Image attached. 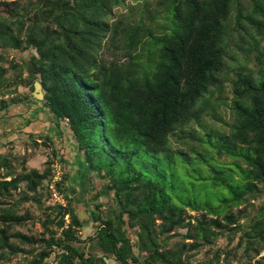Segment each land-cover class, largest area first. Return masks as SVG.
<instances>
[{"label": "trees", "instance_id": "trees-1", "mask_svg": "<svg viewBox=\"0 0 264 264\" xmlns=\"http://www.w3.org/2000/svg\"><path fill=\"white\" fill-rule=\"evenodd\" d=\"M125 5L128 13L116 11ZM262 41L264 0L0 1V91L38 81L43 106L58 127L65 124L114 203L94 205V231L83 239L63 165L54 178L56 149L41 170L22 163L18 172L0 151V262L24 253L27 264H46L52 254L57 264H189L218 236L237 233L245 254L259 255L264 201L250 200L264 192ZM7 50L34 53L19 63ZM226 80L228 131L215 126L227 104ZM26 98L0 99V109ZM175 163L203 165L195 179L221 189L218 203L198 202L195 194L183 199ZM23 202L39 210L40 236L15 229L31 219ZM179 228L182 239L168 246ZM212 256L198 264H219Z\"/></svg>", "mask_w": 264, "mask_h": 264}, {"label": "rangeland", "instance_id": "rangeland-1", "mask_svg": "<svg viewBox=\"0 0 264 264\" xmlns=\"http://www.w3.org/2000/svg\"><path fill=\"white\" fill-rule=\"evenodd\" d=\"M0 1H11V0H0ZM151 2L152 4L156 0H147ZM135 4V2L128 1L127 4ZM138 8L134 9V15L137 16ZM118 12H126L127 11V5L120 6L117 8ZM260 47L264 48V41L261 42ZM5 54L8 56L9 59H12L16 62L22 63V61H26L29 56L34 53L33 50H26L24 52L16 51V50H7L4 51ZM7 65V63H4ZM9 73H12V70H9ZM23 76L27 75L26 69L22 71ZM232 77V74H229V80ZM225 84H228L225 86V92L227 99V104L221 105L218 108V113L220 114L219 121L215 122L216 128H219L220 130L228 131V125L226 123H230L232 121V112L229 107L230 99L229 97L231 94H229V81L226 80ZM14 89L12 92H2L0 91V99H10L14 96H28L26 100H29L31 95V87L29 85H26L24 83H18L16 86H11L9 88ZM25 104V107L27 106H41V102H37L35 98L32 96L30 101L27 103L26 101L22 102ZM23 104H9L6 108L0 109V127L7 126L8 123L13 122V120H6L8 117H15V115H22L21 112H23ZM7 113V114H6ZM207 120H209L208 116H205ZM6 118V119H5ZM43 125L46 124L45 121H43ZM54 130L55 134L58 137V141L54 142L53 144L49 141L46 142L47 146L43 144V138L42 137H26L24 135L20 137H13L12 135L7 136L9 139L6 140V142L0 144V151L5 154H7L10 158L11 164L13 166V169L15 172H18L20 170L21 164L24 163V165L27 168H37L41 170L44 167V162L48 158V156L51 154V149L55 148L57 151V158L54 161L53 164V170H54V178H59L60 172H61V166L63 165L65 169L68 170L72 169L68 165H65V163H69L71 159H73V149L75 142L71 138V134L69 130L65 127V124L63 122L60 123L59 128L55 129V127L52 128ZM42 139V140H40ZM223 158V157H221ZM57 159H62L63 162H60ZM76 159V158H74ZM78 164V162H77ZM197 165L195 167H188L185 168L181 163H175L174 171L176 174V191L182 195L183 199H186L189 195L195 194L196 200L198 202L206 201L209 199L212 203H218V196H220L221 189H217L212 187V184L210 182L207 183V185L204 186L203 180H196L195 177L199 174H203V165H199V163H196ZM173 167V166H172ZM69 168V169H68ZM166 172H168V165L166 164L165 167L163 166ZM73 170V169H72ZM3 169L0 168V173H3ZM71 171V170H69ZM73 172V171H72ZM71 172V174H72ZM205 172H207L205 170ZM69 175V174H68ZM94 185L96 189H100V183L98 179L92 174ZM70 177V176H69ZM168 178V176H167ZM67 182V181H66ZM65 182V183H66ZM64 183V184H65ZM64 186V185H63ZM24 187V184H20V189ZM264 189V185H263ZM223 192V191H222ZM18 195L15 193V197ZM60 197V195H59ZM61 199V197H60ZM62 200V199H61ZM59 200V201H61ZM111 200V195L104 194L100 195L98 197V200L96 203L101 202L103 206L101 207V210L108 209L109 206L113 207V201ZM264 201V192L259 195L258 198L251 199L250 202L258 206L260 203ZM73 203V202H72ZM95 203V204H96ZM94 204V205H95ZM242 207V206H240ZM21 211H24L25 209H28L31 215V219L26 221L23 224H20L18 226H15V229L26 233V234H34L36 236H40L42 232V226L39 221V215L40 212L37 209L36 205H34L32 202H23L20 205ZM95 208L90 210L91 213L94 211ZM236 210V208H234ZM186 211L191 215H197L201 213V211H194L189 210L186 208ZM253 212V211H252ZM95 224L91 221L87 225H83L80 228V231L78 234L81 238H86L89 234L93 233ZM135 228L129 229V232L131 236L135 239ZM175 234L168 238V246H171L174 244V242L179 241L182 239L183 233H185V229L179 228L174 230ZM231 234V233H230ZM239 233H237L233 238H229V235H220L217 237V239L214 241L211 245H205L200 250L193 253L192 256L188 258L189 264H198V261L202 259H211L213 256V252L219 255L218 257V263L219 264H264V250H262L259 255L256 256H247L244 252V245L239 244L238 242ZM184 241H191L190 239H185ZM25 249H30L31 247L27 244H20ZM40 249V246H35V248L32 250V252H37ZM100 254V253H98ZM10 258L8 260H3L0 262V264H27V259L30 258L27 254L24 253H18L15 255H10ZM106 264H118L113 258H105ZM210 263V264H215ZM46 264H57V259H55L54 254H52L50 257L46 259ZM143 264V263H139Z\"/></svg>", "mask_w": 264, "mask_h": 264}, {"label": "water", "instance_id": "water-1", "mask_svg": "<svg viewBox=\"0 0 264 264\" xmlns=\"http://www.w3.org/2000/svg\"><path fill=\"white\" fill-rule=\"evenodd\" d=\"M31 95L35 99H43L42 87L38 81L33 82ZM73 153V159H71L68 164L65 163V165H68L73 170L68 168L71 170H68L70 177H68L67 182L63 187L68 190V194L72 199L74 211L78 221L82 225H87L92 219L90 210L97 202L98 197L100 195H104L105 193L102 190L95 188L92 173L90 172L82 153L78 151L76 144L74 145ZM135 239L138 240L136 235ZM135 251L138 254V247L135 248Z\"/></svg>", "mask_w": 264, "mask_h": 264}, {"label": "flooded vegetation", "instance_id": "flooded-vegetation-1", "mask_svg": "<svg viewBox=\"0 0 264 264\" xmlns=\"http://www.w3.org/2000/svg\"><path fill=\"white\" fill-rule=\"evenodd\" d=\"M28 75V73H27ZM33 90V88H32ZM31 90V92H32ZM43 91V90H42ZM32 98V95L29 97ZM29 100H23L27 103ZM37 102H41V106H27L25 107V104L22 102L18 104H23V112L22 115H15V117H8L6 120H13V122L8 123V125L0 127V144L6 142L7 139H9L7 136L12 135L13 137H20L22 135L26 137H47L49 138V141L53 144L54 142H57L58 137L55 134L54 130H52L53 127L55 129L59 128L58 125L55 123V121L52 119V114L48 112V109L45 108L42 104L43 99L38 100L35 99ZM7 114V113H6ZM1 120V118H0ZM2 121V120H1ZM43 121L46 122L45 125H43ZM42 140V139H40Z\"/></svg>", "mask_w": 264, "mask_h": 264}, {"label": "built area", "instance_id": "built-area-1", "mask_svg": "<svg viewBox=\"0 0 264 264\" xmlns=\"http://www.w3.org/2000/svg\"><path fill=\"white\" fill-rule=\"evenodd\" d=\"M50 188L52 189V197L55 200H57V201L61 200L60 197H59V195H58V193L55 190H53L52 185H50Z\"/></svg>", "mask_w": 264, "mask_h": 264}]
</instances>
